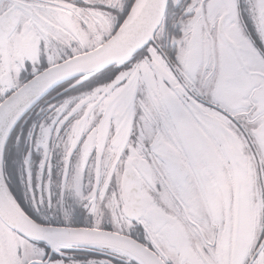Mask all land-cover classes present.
I'll return each instance as SVG.
<instances>
[{
    "label": "snow or ice",
    "instance_id": "6c2138e0",
    "mask_svg": "<svg viewBox=\"0 0 264 264\" xmlns=\"http://www.w3.org/2000/svg\"><path fill=\"white\" fill-rule=\"evenodd\" d=\"M0 264H264V0H0Z\"/></svg>",
    "mask_w": 264,
    "mask_h": 264
}]
</instances>
